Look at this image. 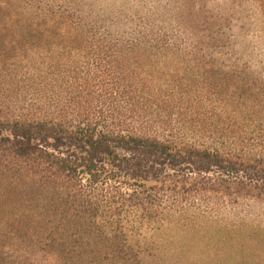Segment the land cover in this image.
Returning <instances> with one entry per match:
<instances>
[{
	"label": "trees",
	"instance_id": "16d2710c",
	"mask_svg": "<svg viewBox=\"0 0 264 264\" xmlns=\"http://www.w3.org/2000/svg\"><path fill=\"white\" fill-rule=\"evenodd\" d=\"M249 6L264 28V0H168L111 32L0 0V264H142L165 224L264 240Z\"/></svg>",
	"mask_w": 264,
	"mask_h": 264
},
{
	"label": "rangeland",
	"instance_id": "374dc122",
	"mask_svg": "<svg viewBox=\"0 0 264 264\" xmlns=\"http://www.w3.org/2000/svg\"><path fill=\"white\" fill-rule=\"evenodd\" d=\"M65 1L76 10V15L95 20L111 32L135 31L137 14L145 13L151 6L160 13L164 3H168V0ZM254 8L247 7L252 15L247 28L249 33L239 36V41L244 47L253 45L251 63L258 69L264 63V28L260 12ZM151 231L144 230L151 235H148L149 251L142 253V264H264V240H251L247 236L225 240L213 229L205 231L177 224H165L159 231ZM38 264L48 263L39 257Z\"/></svg>",
	"mask_w": 264,
	"mask_h": 264
}]
</instances>
